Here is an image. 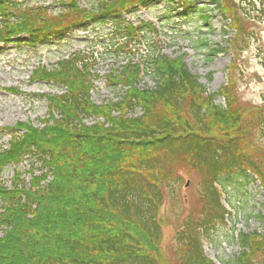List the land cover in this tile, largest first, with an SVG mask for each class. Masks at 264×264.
Returning a JSON list of instances; mask_svg holds the SVG:
<instances>
[{
	"label": "trees",
	"instance_id": "trees-1",
	"mask_svg": "<svg viewBox=\"0 0 264 264\" xmlns=\"http://www.w3.org/2000/svg\"><path fill=\"white\" fill-rule=\"evenodd\" d=\"M21 1L0 0L3 47L23 41L45 46L67 40L72 31L112 26L110 35L117 38L104 46L123 63L106 81L124 93L102 106L92 102L95 60L87 51L51 68H32V83L59 92L39 96L48 108L40 127L27 122L1 129L9 139L7 149H0V172L10 165L14 175L8 187L0 181V264H168L160 212L171 195L166 190L180 184L181 169L199 179L198 209L176 230L171 263L214 264L203 242L229 215L220 186L236 189L256 181L264 193V158L249 148L252 135L264 140V107H243L231 83L210 94L186 55H164L153 40L139 54L138 32L146 28L156 41L158 32L123 17L137 8L168 10L174 3L185 12L188 1L90 0L85 6L86 0H64L55 17L46 7L20 12ZM250 3L262 14L264 0L211 1L234 32L230 43L246 36L250 18L243 5ZM145 76L153 86L139 88ZM218 98L222 104L215 103ZM92 118V125L84 123ZM25 162L28 181L18 172ZM258 221L260 234L235 237L240 252L230 264H264V215Z\"/></svg>",
	"mask_w": 264,
	"mask_h": 264
},
{
	"label": "rangeland",
	"instance_id": "rangeland-1",
	"mask_svg": "<svg viewBox=\"0 0 264 264\" xmlns=\"http://www.w3.org/2000/svg\"><path fill=\"white\" fill-rule=\"evenodd\" d=\"M58 1L64 0H22L20 12L24 10L29 13L33 7H46L49 9L48 13L55 17L61 9ZM86 1L85 6L90 0ZM187 1L190 7L185 12L181 3H174L168 10L164 5H159L148 9L137 8L130 16H123L132 24H148L158 32L157 41L156 38H151L153 33L146 28L138 32L136 45L139 44V54H144L147 44L153 40L161 47L164 55L171 58L186 55L185 63L210 94L231 83L233 93L243 107H264V11L262 14L258 11L257 14L251 9V3L243 5L250 18L244 24L246 36L241 43L238 40L237 43H230L234 32L227 28L229 23L222 20L220 12L211 4L212 0ZM255 6L258 8V4ZM203 16H208L205 24L201 22ZM111 27L99 25L98 28L89 27L86 31H72L67 40L51 42L45 46L31 47L24 41L16 46L3 47L0 44V149H7L9 139L1 129L27 122L38 128L41 126L39 120L48 119L46 102L39 96L58 94L59 91L50 84L31 82V70L39 64L51 68L59 59L68 58L78 51H87V57L92 54L95 60L92 68L95 81L91 91L92 102L102 106L124 93V88L111 86L106 81V76L112 70L119 69L123 63L122 57L116 59L115 54L104 46L117 38L114 34L110 35ZM203 42L209 45L208 48ZM219 48L221 51L217 55L209 52ZM138 86L152 87L153 83L145 76ZM222 102L218 98L215 103ZM95 121L101 123L103 120ZM93 122V118L84 121L86 125H92ZM249 148L253 155L258 154L264 158V140L257 133L249 138ZM28 164L25 162L18 165V172L26 181L29 179L26 167ZM13 171V167L7 165L0 172V181L9 185ZM178 175L180 184L174 187V192L166 190L171 195L164 197L160 212L161 231L163 230L161 252L168 264H172L176 230L185 218L198 209V177L183 169L178 171ZM220 187L229 215L225 224L217 227L209 240H204L203 250L214 264H230L240 252L235 237L240 232H262L263 226L258 217L264 215V193L260 183L256 181L250 182L247 187L236 189ZM1 233L0 231V235Z\"/></svg>",
	"mask_w": 264,
	"mask_h": 264
}]
</instances>
